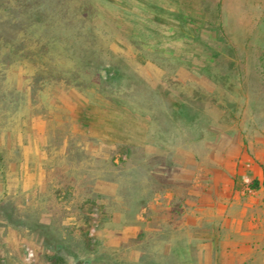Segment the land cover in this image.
I'll return each instance as SVG.
<instances>
[{
	"label": "rangeland",
	"instance_id": "obj_1",
	"mask_svg": "<svg viewBox=\"0 0 264 264\" xmlns=\"http://www.w3.org/2000/svg\"><path fill=\"white\" fill-rule=\"evenodd\" d=\"M258 119L264 0H0V264H264L196 194Z\"/></svg>",
	"mask_w": 264,
	"mask_h": 264
},
{
	"label": "crops",
	"instance_id": "obj_2",
	"mask_svg": "<svg viewBox=\"0 0 264 264\" xmlns=\"http://www.w3.org/2000/svg\"><path fill=\"white\" fill-rule=\"evenodd\" d=\"M241 130L228 128L219 133L218 138L209 146L212 151V167L208 169L209 189L200 190L196 194L212 198L211 215L219 216L224 210L237 205V199H246L242 213L246 215L248 231H258V241H250V247L264 248V122ZM234 128V127H233ZM197 164L202 160L195 159ZM202 167V166H201ZM205 167V166H203ZM254 179L256 181L254 182ZM252 182L250 185L249 182ZM203 185V182H199ZM210 192V193H209ZM213 207H216L213 208ZM235 210V209H234ZM231 218L226 217L227 225L232 231H241L242 223L230 224ZM233 220H235L233 218ZM244 220H242L243 222ZM264 256V255H263Z\"/></svg>",
	"mask_w": 264,
	"mask_h": 264
},
{
	"label": "trees",
	"instance_id": "obj_3",
	"mask_svg": "<svg viewBox=\"0 0 264 264\" xmlns=\"http://www.w3.org/2000/svg\"><path fill=\"white\" fill-rule=\"evenodd\" d=\"M218 8H220V3L218 4ZM256 181V179H254V182Z\"/></svg>",
	"mask_w": 264,
	"mask_h": 264
}]
</instances>
